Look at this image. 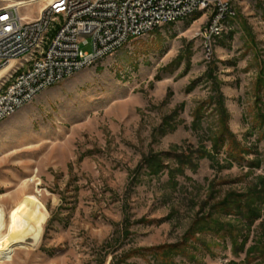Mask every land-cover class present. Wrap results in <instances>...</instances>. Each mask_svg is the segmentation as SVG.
Masks as SVG:
<instances>
[{"label": "rangeland", "instance_id": "374dc122", "mask_svg": "<svg viewBox=\"0 0 264 264\" xmlns=\"http://www.w3.org/2000/svg\"><path fill=\"white\" fill-rule=\"evenodd\" d=\"M209 24L134 39L0 124V211L33 233L0 264H264V3Z\"/></svg>", "mask_w": 264, "mask_h": 264}, {"label": "built area", "instance_id": "2783aa9c", "mask_svg": "<svg viewBox=\"0 0 264 264\" xmlns=\"http://www.w3.org/2000/svg\"><path fill=\"white\" fill-rule=\"evenodd\" d=\"M239 0H0V124L59 83L134 39L210 13L206 37L220 36ZM263 2L264 0H256ZM39 6L37 14L28 15ZM92 47V53L83 47Z\"/></svg>", "mask_w": 264, "mask_h": 264}, {"label": "bare ground", "instance_id": "6f19581e", "mask_svg": "<svg viewBox=\"0 0 264 264\" xmlns=\"http://www.w3.org/2000/svg\"><path fill=\"white\" fill-rule=\"evenodd\" d=\"M11 67H13L12 64L1 70L0 73H5ZM18 217L15 216L14 219L9 220L4 218L0 211V263L13 261L12 253L14 247H31L32 245L28 241H33V233L28 225L18 219Z\"/></svg>", "mask_w": 264, "mask_h": 264}, {"label": "crops", "instance_id": "0c3cea01", "mask_svg": "<svg viewBox=\"0 0 264 264\" xmlns=\"http://www.w3.org/2000/svg\"><path fill=\"white\" fill-rule=\"evenodd\" d=\"M22 61H14L11 64L13 65V67H11L10 69H8L5 73H6V77L11 73V71L13 70L14 67H17L21 64Z\"/></svg>", "mask_w": 264, "mask_h": 264}, {"label": "trees", "instance_id": "16d2710c", "mask_svg": "<svg viewBox=\"0 0 264 264\" xmlns=\"http://www.w3.org/2000/svg\"><path fill=\"white\" fill-rule=\"evenodd\" d=\"M157 31V30H156Z\"/></svg>", "mask_w": 264, "mask_h": 264}]
</instances>
